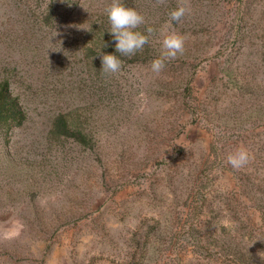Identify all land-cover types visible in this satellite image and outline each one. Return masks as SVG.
<instances>
[{"label": "rangeland", "instance_id": "rangeland-1", "mask_svg": "<svg viewBox=\"0 0 264 264\" xmlns=\"http://www.w3.org/2000/svg\"><path fill=\"white\" fill-rule=\"evenodd\" d=\"M48 2L0 0V77L26 111L0 133V264H264V0H173L189 12L160 36L189 56L113 78L62 44ZM190 71L185 98L169 82ZM95 100L98 152L50 134Z\"/></svg>", "mask_w": 264, "mask_h": 264}, {"label": "trees", "instance_id": "trees-1", "mask_svg": "<svg viewBox=\"0 0 264 264\" xmlns=\"http://www.w3.org/2000/svg\"><path fill=\"white\" fill-rule=\"evenodd\" d=\"M111 2L112 0H49L47 3L49 24L62 27L64 32L62 44L73 48L75 54L82 57L84 65L89 70L90 67L96 71L101 69V60L98 56L101 53L115 54L113 37L109 33L110 24L105 14V8ZM120 3L134 8L144 16L145 23L137 29L138 31L147 34V29L154 30L142 51L131 57H120L123 65L151 67V61L159 58L162 53L161 31L171 28L172 24L176 23H169V13L174 2L164 0L163 4L158 5L156 0H120ZM104 44L108 47H104ZM184 52L189 56L190 51ZM194 74L195 71H190L188 76L174 75L169 85L172 86V90L180 92L182 97L194 98L191 89V79ZM10 76L3 74L0 77V133H6L13 125L20 126L26 117L19 94L11 89ZM107 77L113 78L114 75L107 74ZM73 90L77 88H72ZM98 104L100 101L95 100L90 104L70 105L64 111L60 110L52 119L50 134L55 138H71L84 149L98 152L102 146L98 137L102 130L95 125L93 116L96 109L100 108ZM11 161H14L13 157ZM201 198L202 202H205L207 195L203 193ZM198 207L195 204V208Z\"/></svg>", "mask_w": 264, "mask_h": 264}, {"label": "clouds", "instance_id": "clouds-1", "mask_svg": "<svg viewBox=\"0 0 264 264\" xmlns=\"http://www.w3.org/2000/svg\"><path fill=\"white\" fill-rule=\"evenodd\" d=\"M156 3L163 4L164 0H156ZM187 12H189V8L186 4H181L169 13V23L180 22ZM105 14L110 24L109 33L113 37L115 54L101 53L98 56L101 60L102 72L116 75L122 71L123 67V60L120 57H131L142 51L154 30L147 29V34L138 31L137 29L145 23L144 16L134 8L124 6L120 0H112L111 4L105 8ZM187 38L186 34L170 33L166 35L162 40L161 56L151 61V71L159 74L164 70L166 61L183 55ZM104 47H108V45L104 44ZM252 160L251 153L243 145L226 155L227 164L236 170L245 168Z\"/></svg>", "mask_w": 264, "mask_h": 264}]
</instances>
